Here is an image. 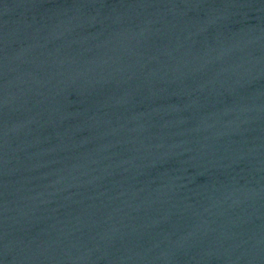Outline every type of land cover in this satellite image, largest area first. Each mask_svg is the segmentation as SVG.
<instances>
[{"label":"water","instance_id":"95a60500","mask_svg":"<svg viewBox=\"0 0 264 264\" xmlns=\"http://www.w3.org/2000/svg\"><path fill=\"white\" fill-rule=\"evenodd\" d=\"M0 264H264V0H0Z\"/></svg>","mask_w":264,"mask_h":264}]
</instances>
